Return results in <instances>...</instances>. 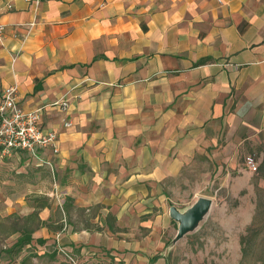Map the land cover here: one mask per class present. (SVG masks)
Here are the masks:
<instances>
[{
	"label": "crops",
	"instance_id": "1",
	"mask_svg": "<svg viewBox=\"0 0 264 264\" xmlns=\"http://www.w3.org/2000/svg\"><path fill=\"white\" fill-rule=\"evenodd\" d=\"M36 1L0 0V93L16 87L23 108H46L60 154L43 166L47 190L26 176L4 181L2 216L41 204L46 222L79 211L86 227L34 238L82 264H179L165 238L179 209L173 186L217 183L216 196L236 204L224 203L230 219L205 246L240 264L264 191V0Z\"/></svg>",
	"mask_w": 264,
	"mask_h": 264
},
{
	"label": "rangeland",
	"instance_id": "2",
	"mask_svg": "<svg viewBox=\"0 0 264 264\" xmlns=\"http://www.w3.org/2000/svg\"><path fill=\"white\" fill-rule=\"evenodd\" d=\"M0 164H2V166H0V188H6L4 181L9 182V179L16 181L17 179H21L22 176H26L29 178V181L42 182L43 186H45L47 190L49 189V186H46V183L54 180L53 173L48 171V169L43 166H40L43 168L34 167V164H38V162L23 154L15 153L11 156L8 155L2 157ZM23 164H29L31 166H29L27 169V173L20 174L18 173V170H20ZM204 171H207V169ZM210 171L213 172L214 168H210ZM185 181L186 179L182 178L179 182L174 184L173 188L176 190V193H171V198L173 199L171 205L176 203L183 213H187L196 203L193 191L196 188H203L202 194H200L202 195L201 197L212 200L213 206L209 215L196 227L193 232H191L185 238L177 240L179 223L174 222V225L172 228H170L169 232L166 233L165 236L171 248L169 258L172 259L173 262L179 264H187L188 261V264H194V261H191L190 259L191 256L197 258L199 264H222L221 262H223V260L217 259L219 256L218 251L215 249H207L205 245L208 243V240H212L220 236V222H226L230 219V215L228 217L223 215L224 203L227 202L229 205H231V207H235L234 204H236V201L232 200L231 198L226 199L225 196H221L220 198V193L217 197V183L209 187L203 183V186L199 184L198 186H193L191 189L189 185H185L187 183H183ZM184 189L187 192H184ZM43 193H46V191H43ZM47 193H49V191ZM262 195L264 196V193ZM43 198L46 199L47 197ZM37 199L34 198L27 201H32V204L37 205ZM43 202L46 203V201ZM57 204L59 205V202ZM174 205L175 204H173V206ZM2 213L3 212H0V221L7 218L2 216ZM15 214L21 217L28 216L23 215L22 213ZM255 219L256 216L254 217V221L251 226L254 225ZM49 222L53 228H57L61 225H67L69 226V230L73 231L80 230L82 227L87 226L85 223V216L79 211H74L73 216H65L62 212L58 211ZM5 224V226L8 227L10 222ZM256 228H262L261 233H259V235L253 239L252 245L247 249L249 251L248 256L245 259L242 257L240 264H264V227L261 220H258ZM1 232H7V229L0 228V248H10L17 242L19 235L5 238V234H2ZM245 235H247V230ZM38 240L39 239L34 238L33 243L25 247L19 256L15 255L14 253L10 254L6 252H0V264H69L67 256L61 252V249L64 247L62 243L58 245V243L47 242L45 245H40ZM209 251L210 255L206 257V253ZM201 252H203L204 256L200 254ZM74 256L76 255H73V257ZM77 259L80 260L78 257ZM81 261L82 260H80V262ZM223 264H231V262H226Z\"/></svg>",
	"mask_w": 264,
	"mask_h": 264
},
{
	"label": "built area",
	"instance_id": "3",
	"mask_svg": "<svg viewBox=\"0 0 264 264\" xmlns=\"http://www.w3.org/2000/svg\"><path fill=\"white\" fill-rule=\"evenodd\" d=\"M40 0L36 1V5ZM32 24L31 26H34ZM6 26L0 11V46L5 41ZM46 108L26 110L20 104L18 89H6L0 93V154L2 157L23 154L38 162L39 166L52 167L54 159L60 154V141L57 132L48 131L42 123V114ZM70 126V125H67ZM48 153L49 157H43ZM247 165L252 171L258 167L250 157ZM73 264H82L76 256L61 249Z\"/></svg>",
	"mask_w": 264,
	"mask_h": 264
},
{
	"label": "trees",
	"instance_id": "4",
	"mask_svg": "<svg viewBox=\"0 0 264 264\" xmlns=\"http://www.w3.org/2000/svg\"><path fill=\"white\" fill-rule=\"evenodd\" d=\"M264 193L261 192L260 195H258V202H257V215L255 219L254 225L250 226L247 229V235H244L241 237V244H242V252L244 259L248 256L249 251L247 250L250 248V246L253 243V239L261 233V229L256 228V224L258 223V220H261L264 227V196L262 195ZM47 204H41L38 206V208L30 215L26 217H21L17 214H13L4 220L0 221V228L7 229V232H1L2 234H5V238L19 235L17 242L10 248H0V252H6V253H14L15 255L19 256L20 253L24 250L25 247L28 245H31L34 241V234L36 231L40 230L41 228H48L50 231L54 233H59L63 229V225L53 228V226L50 225L49 222L42 221L39 216V211L42 208H45ZM10 222V225L6 227L5 223ZM48 242V240L45 239H39L38 243L40 245H45ZM1 255V254H0ZM68 260V259H67ZM69 261V260H68ZM69 264H73L71 261H69Z\"/></svg>",
	"mask_w": 264,
	"mask_h": 264
},
{
	"label": "water",
	"instance_id": "5",
	"mask_svg": "<svg viewBox=\"0 0 264 264\" xmlns=\"http://www.w3.org/2000/svg\"><path fill=\"white\" fill-rule=\"evenodd\" d=\"M213 206L212 200L200 198L187 213L181 212L177 207H172L170 216L179 223L177 240L185 238L209 215Z\"/></svg>",
	"mask_w": 264,
	"mask_h": 264
}]
</instances>
